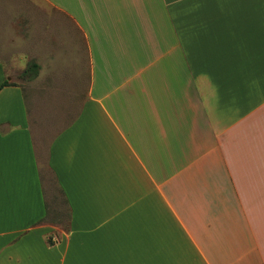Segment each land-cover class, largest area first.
<instances>
[{
	"label": "crops",
	"instance_id": "obj_1",
	"mask_svg": "<svg viewBox=\"0 0 264 264\" xmlns=\"http://www.w3.org/2000/svg\"><path fill=\"white\" fill-rule=\"evenodd\" d=\"M0 264H264V0H0Z\"/></svg>",
	"mask_w": 264,
	"mask_h": 264
},
{
	"label": "rangeland",
	"instance_id": "obj_2",
	"mask_svg": "<svg viewBox=\"0 0 264 264\" xmlns=\"http://www.w3.org/2000/svg\"><path fill=\"white\" fill-rule=\"evenodd\" d=\"M22 72H19L16 75H17L18 81L20 83H23V84H24L25 80L31 79V77L35 76V74H36V72L34 73L33 71H30V72L24 73V74ZM42 162L45 163L44 154L42 155ZM44 170H45L46 179H49V180L45 181L46 182L45 183V186H46L45 189L47 190V199H48V202H49L50 207H51V209H50L51 210V216H50L51 219L50 220H51V222L53 220L52 219L53 211H57L60 214V216H59L60 218H56V220L65 221V217L64 216H65V213L67 212V206H66V204H64V201H63L61 193H60V191L58 189V186H57L56 183H54V180L51 177L50 173L48 172L47 169L44 168ZM53 198L54 199L56 198L55 203H52ZM66 216L68 217V214ZM56 225L60 228V230H63L65 228H67V225L65 223L56 224Z\"/></svg>",
	"mask_w": 264,
	"mask_h": 264
},
{
	"label": "trees",
	"instance_id": "obj_3",
	"mask_svg": "<svg viewBox=\"0 0 264 264\" xmlns=\"http://www.w3.org/2000/svg\"><path fill=\"white\" fill-rule=\"evenodd\" d=\"M30 71H33L35 73L37 71V64H35L33 62L28 64L26 69L22 73L24 74V73H28Z\"/></svg>",
	"mask_w": 264,
	"mask_h": 264
}]
</instances>
